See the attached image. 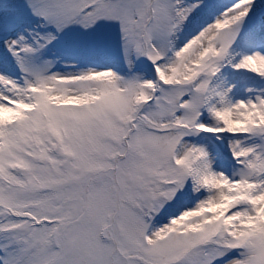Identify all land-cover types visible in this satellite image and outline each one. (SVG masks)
Instances as JSON below:
<instances>
[{
    "label": "snow or ice",
    "instance_id": "obj_1",
    "mask_svg": "<svg viewBox=\"0 0 264 264\" xmlns=\"http://www.w3.org/2000/svg\"><path fill=\"white\" fill-rule=\"evenodd\" d=\"M0 264H264V0H0Z\"/></svg>",
    "mask_w": 264,
    "mask_h": 264
}]
</instances>
